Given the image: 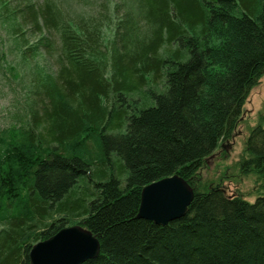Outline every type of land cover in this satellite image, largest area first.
Listing matches in <instances>:
<instances>
[{"label":"trees","instance_id":"1","mask_svg":"<svg viewBox=\"0 0 264 264\" xmlns=\"http://www.w3.org/2000/svg\"><path fill=\"white\" fill-rule=\"evenodd\" d=\"M137 6L146 32L126 11L104 46L95 15L0 0L1 23L41 35L24 60L58 49L56 71L32 81L41 115L0 129V264H29L34 243L75 224L100 246L81 264H264V112L237 161L254 191L199 176L264 74V0ZM173 174L193 189L186 213L136 218L141 189Z\"/></svg>","mask_w":264,"mask_h":264},{"label":"rangeland","instance_id":"2","mask_svg":"<svg viewBox=\"0 0 264 264\" xmlns=\"http://www.w3.org/2000/svg\"><path fill=\"white\" fill-rule=\"evenodd\" d=\"M33 1L42 3L43 0ZM53 2L65 16L89 17L91 14L104 19L102 24L104 46L108 44V41L113 40L117 24L126 11L132 12L135 19H138L141 34L146 32L144 20L137 14L138 0H53ZM12 3L15 5V2ZM15 32L8 23H1L0 17V57L2 58L0 63V129L22 121L23 123L28 122L32 111L36 115H41L40 104H37L38 94L32 91V81L38 78L37 71L51 74L57 69L55 57L58 49H54L55 52L50 55L39 47L38 55L24 60L22 51L24 52L29 46L38 42L41 35L35 30L25 28V39L21 40ZM211 39L213 42L214 37ZM263 112L264 74L249 91L232 136L221 142L220 147L206 158L204 167L199 171L200 182L211 186L220 185L230 196L237 192L254 191V175H242L237 161L249 130L259 122ZM94 180L97 179L94 178ZM82 195L83 193L79 192L78 196ZM247 198L250 202L254 200L253 196Z\"/></svg>","mask_w":264,"mask_h":264},{"label":"water","instance_id":"3","mask_svg":"<svg viewBox=\"0 0 264 264\" xmlns=\"http://www.w3.org/2000/svg\"><path fill=\"white\" fill-rule=\"evenodd\" d=\"M193 196L192 187L178 174L152 181L141 189L136 218L166 225L186 213ZM99 249L97 237L75 224L62 227L32 245L28 260L29 264H81L96 257Z\"/></svg>","mask_w":264,"mask_h":264},{"label":"bare ground","instance_id":"4","mask_svg":"<svg viewBox=\"0 0 264 264\" xmlns=\"http://www.w3.org/2000/svg\"><path fill=\"white\" fill-rule=\"evenodd\" d=\"M36 243H37V242H36ZM36 243H34V244H36ZM34 244H33V245H34Z\"/></svg>","mask_w":264,"mask_h":264}]
</instances>
